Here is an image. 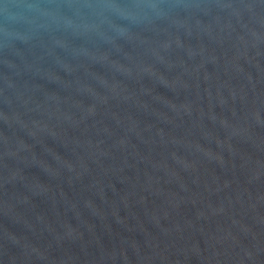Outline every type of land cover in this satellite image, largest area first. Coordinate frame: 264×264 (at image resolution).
Here are the masks:
<instances>
[{"label": "water", "instance_id": "water-1", "mask_svg": "<svg viewBox=\"0 0 264 264\" xmlns=\"http://www.w3.org/2000/svg\"><path fill=\"white\" fill-rule=\"evenodd\" d=\"M0 264H264V0H0Z\"/></svg>", "mask_w": 264, "mask_h": 264}]
</instances>
